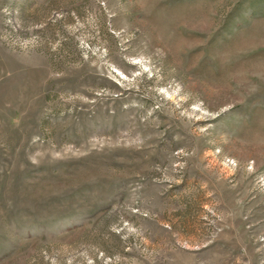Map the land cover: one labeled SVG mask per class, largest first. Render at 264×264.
Returning a JSON list of instances; mask_svg holds the SVG:
<instances>
[{"label": "rangeland", "instance_id": "1", "mask_svg": "<svg viewBox=\"0 0 264 264\" xmlns=\"http://www.w3.org/2000/svg\"><path fill=\"white\" fill-rule=\"evenodd\" d=\"M0 264H264V0H0Z\"/></svg>", "mask_w": 264, "mask_h": 264}]
</instances>
